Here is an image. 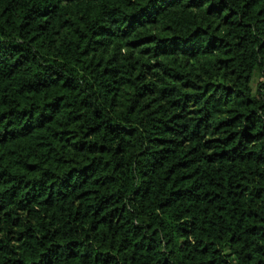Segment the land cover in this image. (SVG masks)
<instances>
[{"label": "trees", "instance_id": "obj_1", "mask_svg": "<svg viewBox=\"0 0 264 264\" xmlns=\"http://www.w3.org/2000/svg\"><path fill=\"white\" fill-rule=\"evenodd\" d=\"M0 264H264V0H0Z\"/></svg>", "mask_w": 264, "mask_h": 264}]
</instances>
